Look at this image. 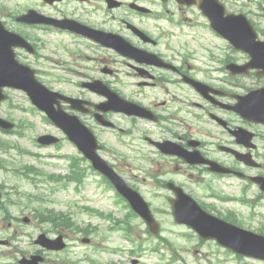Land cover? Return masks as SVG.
Masks as SVG:
<instances>
[{"label": "flooded vegetation", "instance_id": "obj_1", "mask_svg": "<svg viewBox=\"0 0 264 264\" xmlns=\"http://www.w3.org/2000/svg\"><path fill=\"white\" fill-rule=\"evenodd\" d=\"M146 1L36 0L25 6L21 0H0V21L5 29L32 45V49L13 48L14 64L5 55V44L0 47V156H7L0 158V172H21L0 175V229L10 231L1 237L3 244L21 246L25 238L28 252L22 256L41 254L43 264H75L69 257L76 242L75 225L35 223L40 219L36 210L20 200L19 186L8 182L40 178L39 170L20 160L36 155L18 141L32 135V145L40 148L37 138L45 133L59 138L53 145L57 151L70 144L74 152L58 156L78 163L82 178L88 174V161L31 100L28 85L34 77L57 93L52 99L55 111L75 115L95 133L99 154L131 187L143 197L165 199L167 208L155 206L152 210L159 222L156 239L177 247L171 255L173 262L187 264L185 257H190L196 264L220 263L204 254L191 255V245L183 243H192L227 252L226 258L235 262L264 264L260 258L203 238L186 223H177L170 207V199L180 187L207 212L264 235V190L258 183L264 179V121L237 111L238 102L247 106L254 99L264 101V69L237 73L235 65L245 64L249 56L217 34L195 4L153 0L160 7L149 14L129 6L132 2L146 5ZM28 10L36 12L37 22L18 21ZM262 35L264 38V32ZM88 83L106 85L120 99L136 105V113L127 114L123 104L120 111L107 109L103 104L107 97ZM256 91L260 93L252 94ZM69 98L78 101L72 103ZM97 115L113 125H101ZM99 128L117 134L116 149L100 140ZM122 165H133L143 174L125 172ZM159 215L167 216L169 222ZM110 226L111 232L124 227L132 231L131 243H145L143 237H149L145 223ZM171 226L183 233L174 238L165 235L166 239L163 232ZM41 233L62 236L66 247L59 251L40 248L34 239ZM176 238L181 241L175 244ZM118 239L115 234L105 236L112 242L104 247L107 256L123 253L129 257L112 261L106 256L101 264H142L141 255H134L139 252L136 248L114 250Z\"/></svg>", "mask_w": 264, "mask_h": 264}, {"label": "rangeland", "instance_id": "obj_2", "mask_svg": "<svg viewBox=\"0 0 264 264\" xmlns=\"http://www.w3.org/2000/svg\"><path fill=\"white\" fill-rule=\"evenodd\" d=\"M153 0H147V3H150L154 7H158V4H153ZM22 4L31 5L36 4V0H21ZM259 3L264 5V0H253L250 3L247 0H231L227 3V8L233 12H243L247 15V17L253 23L255 29L264 30V17L261 16L260 10L257 7ZM261 33V32H260ZM98 133L100 134V138L105 141L108 146L116 147L117 136L112 131L108 129L99 128ZM32 136V135H29ZM20 146L28 148L31 152H39V154H47L52 153L55 154L56 151L53 148H39L38 150L28 144V140L25 138L20 139ZM66 150L73 151L70 145H66ZM2 159H6L7 156H0ZM118 158V157H117ZM114 158V161H119V159ZM22 162L26 161V163H31V165L35 166L37 169L41 170L44 174H55L60 176H66L69 174V168L65 166L68 162L67 159H59L56 155L52 156H41V158H29L22 157L20 159ZM20 162V161H19ZM133 164V163H132ZM122 168L125 172H129L133 174H143V171L137 170L133 165L125 166L122 165ZM0 175H2L0 173ZM41 179V178H40ZM46 181V182H45ZM40 181L38 184V188H33V184L25 181H15L14 179H10L9 182L15 183L19 185V195H28L30 193L39 196L42 201L46 204L47 207L53 209L56 212H64L66 214H70L73 221H75L80 226L91 225L95 227V232L91 235V240L93 241L90 245L84 244L80 241L82 235L76 236L75 246L70 248L69 257L70 259H75V264H90L91 262L86 258L96 260L98 264L105 262V260H120V255H112L107 254L103 251L104 246H109L111 242H107L105 240L106 235L116 234L117 237H121V232H107V226L115 221H124L127 220L129 208L126 206L125 202L121 201L119 198L114 196L112 192L103 186L98 178V174L91 170L90 175L84 180V184L81 188L78 187L76 182L71 181L68 182L65 186H63L62 182H55L50 180ZM36 190V191H35ZM44 195L45 197H43ZM45 198V200H43ZM148 200L152 203L153 207L160 206L162 208H167L165 199L161 197H147ZM214 203L219 204L217 201L213 200ZM44 205V204H43ZM87 206L91 208V210H83L81 207ZM227 205L223 207L226 209ZM30 209H35L33 207H28ZM40 209V208H38ZM41 210V209H40ZM93 210H99L108 216L100 217L93 213ZM242 210H246L247 208L242 207ZM15 213H19L16 209H13ZM28 214V212H25ZM164 222H168L167 216L161 215ZM35 223H39L38 220H34ZM130 223L140 224L142 221L140 218L132 216L129 218ZM264 222V221H263ZM255 223V221H254ZM2 233H7L5 231H0V235ZM183 231L179 230L176 227L171 226L168 231L163 234L168 238H174V235L182 234ZM94 236V237H93ZM25 239V238H24ZM181 239V238H180ZM179 238L174 240L181 241ZM26 240V239H25ZM156 243L155 239H150L149 243L146 245V249L142 251V264H156L161 259L159 258L157 253H150L152 244ZM119 248H127L130 247V244L119 240L118 241ZM184 246L191 245L189 247L191 249L190 254L196 255L197 257L207 258L209 255L212 261L214 258L212 257L213 250L209 249L206 246L203 247H195L192 243H183ZM163 249L160 250V254L164 255L162 258L164 263H168L171 259V251L166 246H162ZM19 248L24 249V252L28 250V247L25 245L20 246ZM194 250H197L196 254ZM17 254L14 252V248L10 246H0V264H10L15 261V256ZM229 253L219 250L214 254L215 258H218L221 262L219 264H244L243 261H233V259L225 258ZM107 256V257H106ZM187 264H196V262L192 261L190 257H185ZM170 264H180L178 262H172Z\"/></svg>", "mask_w": 264, "mask_h": 264}, {"label": "water", "instance_id": "obj_3", "mask_svg": "<svg viewBox=\"0 0 264 264\" xmlns=\"http://www.w3.org/2000/svg\"><path fill=\"white\" fill-rule=\"evenodd\" d=\"M215 4L216 6L208 9V2L205 1L201 6L207 12L214 28L225 37L231 39L237 48L244 49L250 54L251 60L247 66L264 68V42H260L256 39L254 29L247 18L243 14L226 15L222 4H219L217 0H215ZM0 40H6L8 49L16 44L14 39L5 33L1 26ZM238 69H240V67H238ZM31 87L32 83L30 82L28 85L29 92ZM257 103V106L251 105L248 107H241V111L245 114H259L260 102L257 101ZM114 104L117 105V101L113 99V105ZM48 115L62 126L69 138L73 140L91 160L93 167L104 173L110 179L117 191L129 201L134 211L151 225L152 231L157 232V227H154L155 220L142 197L136 191L128 187L106 162L97 155L94 136L77 122L69 120L68 116L65 114L57 115L49 112ZM177 195V198L172 201V207L173 214L178 222L191 225L203 235H212L216 229H218L217 222L221 221L201 210L197 203L189 196L183 193ZM220 241L225 245L229 243L228 239ZM58 242L59 239L50 240L43 234L39 235L36 240V243L51 249L62 247L57 245ZM246 253H257V255L264 257L263 241L248 243L246 246ZM36 258L37 257H33V261L29 264H34ZM21 262H24V260Z\"/></svg>", "mask_w": 264, "mask_h": 264}, {"label": "trees", "instance_id": "obj_4", "mask_svg": "<svg viewBox=\"0 0 264 264\" xmlns=\"http://www.w3.org/2000/svg\"><path fill=\"white\" fill-rule=\"evenodd\" d=\"M50 213H51L50 214L51 216L49 217L50 219H54V217H55V219L59 218L60 221H63V215H62V213H53L52 211ZM64 217L66 219L65 221H69V218L67 216H64ZM48 219H46V220H48Z\"/></svg>", "mask_w": 264, "mask_h": 264}]
</instances>
